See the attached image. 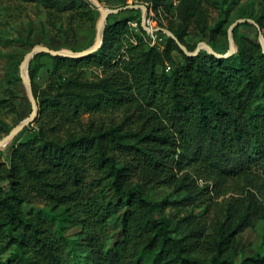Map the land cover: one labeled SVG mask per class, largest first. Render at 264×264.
I'll use <instances>...</instances> for the list:
<instances>
[{"label":"trees","instance_id":"1","mask_svg":"<svg viewBox=\"0 0 264 264\" xmlns=\"http://www.w3.org/2000/svg\"><path fill=\"white\" fill-rule=\"evenodd\" d=\"M12 1L42 6L54 27L63 16L71 30L96 21L88 0ZM152 1L159 16L169 10L166 0ZM175 1L171 29L194 52L186 37L198 21L205 32L207 18L198 0ZM119 15L108 19L101 48L87 57L36 54L53 62L43 89L31 61L39 111L27 129L35 136L14 145L8 165L0 157V256L10 251L0 264H264L261 254L237 262L238 236L264 221L260 41L238 39L228 58L205 50L189 56L169 35L162 49L150 46L141 21L139 34L134 18ZM257 23L264 34V16ZM221 33L223 22L209 30L213 48ZM84 68L100 74L89 79ZM159 186L176 198L153 202L147 192ZM229 193L237 196L219 207L210 233L213 198ZM35 202L46 208L27 213ZM169 206L181 214L175 228ZM114 216L122 239L107 248L102 232ZM66 221L81 226L75 238L65 234Z\"/></svg>","mask_w":264,"mask_h":264},{"label":"rangeland","instance_id":"2","mask_svg":"<svg viewBox=\"0 0 264 264\" xmlns=\"http://www.w3.org/2000/svg\"><path fill=\"white\" fill-rule=\"evenodd\" d=\"M93 4V11L96 21L93 26L86 28H76L71 30L63 16L57 27L50 25L46 9L36 3L18 4L12 0H0V140L6 137L22 121L29 119L33 113L34 105L30 99L28 90L23 80L22 67L26 57L37 46H43L51 51H67L71 53H81L95 45L98 32L99 21L102 11L94 0H88ZM100 5L110 10H120L108 16L111 22L113 17L120 13V17L134 18L131 25L136 32L139 30V21L147 31L143 34L150 46L164 47L168 32L173 33L172 23L177 24L175 0H166L169 10L162 12L161 16L155 10V2L152 0H131L127 5L123 0H98ZM201 2L203 16L207 18L208 28L202 32L204 24L198 21L192 25L186 41L191 46L198 47L202 44L210 46L216 53L225 55L230 52L231 40L236 49L235 42L241 38L257 39L261 43V29L257 20L264 16V0H198ZM129 7V8H126ZM137 10V11H136ZM123 12V13H122ZM218 22H223V33L217 36V41L213 48L209 42V30ZM232 35L230 29L234 24ZM140 34V33H139ZM185 46V45H184ZM186 47V46H185ZM187 48V47H186ZM183 52L184 50L181 49ZM195 50V51H196ZM194 51V52H195ZM206 51V50H205ZM185 53V52H184ZM176 63L182 61V54L179 51L173 53ZM32 61L37 64L38 75L36 85L39 89L45 88L53 71V62L48 56ZM81 68L70 69V72ZM170 66L166 67L168 73ZM86 77L95 78L100 72L94 68H84ZM34 122L29 126H34ZM27 126L5 147L0 148L1 162L9 164L10 156L14 145L26 142L35 136L34 130H29ZM148 197L156 203L174 200L176 198L173 189L170 187L159 186L147 192ZM183 196V194L181 195ZM233 193L213 198L207 217L206 224L210 233L216 230L215 221L220 215L221 208H226ZM221 207V208H219ZM46 204L35 202L25 208L27 213L36 214L45 209ZM178 207L169 206L165 215L172 220V228H175L178 215ZM189 210V209H188ZM198 214H203L198 209ZM183 214V212H182ZM185 214V213H184ZM65 234L70 238H75L81 231V226L65 222ZM102 237L107 248L113 247L122 239V224L119 217L114 216L108 223V227L103 230ZM238 257L239 263L243 258L257 254L264 255V221H259L254 227L246 229L238 236ZM81 251H83L81 249ZM10 251L1 255L6 258Z\"/></svg>","mask_w":264,"mask_h":264},{"label":"water","instance_id":"3","mask_svg":"<svg viewBox=\"0 0 264 264\" xmlns=\"http://www.w3.org/2000/svg\"><path fill=\"white\" fill-rule=\"evenodd\" d=\"M97 4H99V7L102 11V16L100 18L99 21V32H98V37L96 40V43L94 46H92L91 48L81 52V53H71V52H67V51H51L50 49L43 47V46H37L32 52H30L28 54V56L26 57V60L23 64L22 67V75H23V80L24 83L26 85V88L28 90L30 99L32 100V103L34 105V110L33 113L31 115V117L29 119H26L24 121H22L14 130H12L6 137H4L2 140H0V148L5 147L12 139H14L23 129H25L27 126H29L30 124H32L37 115H38V111H39V106H38V102L34 96V92H33V87H32V82L30 79V75H29V67L31 64V61L33 59V57L38 54V53H42V52H46L49 53L53 56H62V57H69V58H84L87 57L89 55H91L92 53H94L95 51H97L98 49L101 48L102 44H103V38H104V32H105V28L108 22V16L114 13L119 12L120 10H110L107 8H104L100 5V2L98 0H94ZM129 8V7H126ZM238 22L236 24L233 25V27L230 29V35H232V32L234 30V28L237 26ZM169 36L172 37L174 40H176L177 44L179 45V47L181 49L184 50V52L189 55V56H195L197 55L201 50H206L207 52H209L212 55H215L217 58H228L230 56H232L235 52L236 49L233 45L232 42V36H230V40H231V49L230 52L225 54V55H221L216 53L210 46L206 45V44H202L198 47V49L195 52H189L188 49L181 43L178 41V39L176 38V36L170 32H168ZM261 45L264 51V36L261 35Z\"/></svg>","mask_w":264,"mask_h":264}]
</instances>
